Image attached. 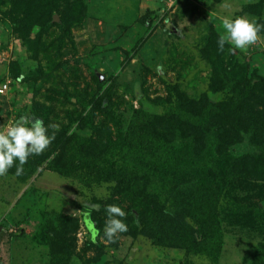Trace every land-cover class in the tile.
I'll return each instance as SVG.
<instances>
[{"label": "rangeland", "instance_id": "rangeland-1", "mask_svg": "<svg viewBox=\"0 0 264 264\" xmlns=\"http://www.w3.org/2000/svg\"><path fill=\"white\" fill-rule=\"evenodd\" d=\"M19 2L20 12L33 7L25 16L33 26L29 35L14 28L11 10ZM39 6L50 20L39 18ZM225 16L264 23V1L0 0V82L8 84L0 94V128L21 115L59 124L58 132L80 136L72 141L80 146L85 138L97 141L95 155L78 154L76 163L83 168L93 162L105 171L116 163L118 155L110 148L126 132L133 113L173 116L180 107L177 94L202 100L209 108L204 114L237 130L235 113L242 100L248 104L243 88L254 74L264 79V39L246 51L232 46L220 51L217 41ZM235 75L237 80L230 81ZM115 104L120 111L112 114ZM258 120L244 122L241 139L230 147L233 155L258 152L250 133L261 130L263 141L264 124L259 127ZM102 149L108 152L104 158L97 155ZM40 156L29 158L22 175L13 167L0 176V264H258V258L264 263V222L259 223L247 202L239 206L245 223L233 224L227 217L219 224L223 239L213 253L216 258L187 254L136 230L130 197L107 173L79 168L66 176L48 168L51 157L43 161ZM191 163L195 165L187 159ZM195 172L199 175L200 168ZM109 204L127 213L128 231L115 242L100 238ZM258 205L264 211V199ZM94 218L100 230L95 241L87 226ZM187 220L195 231L200 229Z\"/></svg>", "mask_w": 264, "mask_h": 264}, {"label": "trees", "instance_id": "trees-1", "mask_svg": "<svg viewBox=\"0 0 264 264\" xmlns=\"http://www.w3.org/2000/svg\"><path fill=\"white\" fill-rule=\"evenodd\" d=\"M22 6L19 2L13 7L11 18L16 33L27 32L29 35L33 26L26 22L25 16L33 7L29 4L25 6V11L20 12ZM38 9L39 18L45 21L51 19L43 12L45 9L42 6ZM27 47L31 49L29 45ZM34 52L37 53V50ZM252 76L255 79L251 77L243 88L250 96H245L248 104L242 100L240 103L243 106L237 109L234 116L237 130L227 129L225 122L216 115L204 114L206 104L202 100L189 101L184 94H177L176 102L180 107L174 109L173 116H156L143 110V115L136 111L133 113L126 132H122L110 148L118 157L107 171L103 167L97 169L93 162L83 167L91 172L93 169L102 170L108 178L116 181L119 188L126 190L130 197V219L139 222L136 230L147 233L158 245L169 244L184 248L187 254L194 251L195 254L216 258L213 253L218 252L223 239L219 227L222 220L229 217L233 224L245 223V215L239 206L249 203V209L253 215L256 213L259 223L264 222V211L258 205L264 199V139L260 142L261 130H249L254 143H257L258 152L236 156L230 151V147L241 139L240 131L245 121L253 118L259 119V127L264 124V79L255 74ZM220 79L223 82V78ZM236 80L237 75L230 81ZM259 104L263 105L262 110L257 109ZM114 107L112 114H117L120 109L117 104ZM248 109L250 114L240 116ZM66 132L65 129L58 132L53 149L39 159L45 161V158L51 157L48 168L68 176L82 166V163L80 166L76 163L78 154L95 155L93 143L97 141L85 138L80 146L78 142H72L76 140L73 138L80 136L75 134L74 137ZM106 153L102 149L97 155ZM187 159L193 160L195 165L191 163L188 166ZM179 163L182 164L179 166ZM199 168L198 175L195 171ZM27 169L25 166L24 172ZM240 192L244 194L240 195ZM221 208L225 215L220 212ZM246 212H249L248 209ZM187 219L197 223L200 229L195 231ZM95 220L87 222V226L94 225ZM98 222L94 225L96 228ZM205 225L212 228H204ZM261 253L264 254V247ZM260 259L258 264H264ZM185 264L192 262L187 260Z\"/></svg>", "mask_w": 264, "mask_h": 264}, {"label": "clouds", "instance_id": "clouds-1", "mask_svg": "<svg viewBox=\"0 0 264 264\" xmlns=\"http://www.w3.org/2000/svg\"><path fill=\"white\" fill-rule=\"evenodd\" d=\"M221 23L224 32L217 41L220 51H224L226 46L246 51L250 46L264 39V23L257 19L246 16H225L221 18ZM23 78L22 74L20 79ZM59 130V124L47 125L42 119L29 115H21L10 126L0 128V176L8 173L13 167L16 169V175H22L24 165L29 158L42 155L56 139ZM75 131L76 129L73 128L72 132ZM106 216L102 237L100 230L90 225L94 241L100 237L115 242L118 234L128 231V224L125 222L127 213L120 205L109 204L106 208Z\"/></svg>", "mask_w": 264, "mask_h": 264}, {"label": "built area", "instance_id": "built-area-1", "mask_svg": "<svg viewBox=\"0 0 264 264\" xmlns=\"http://www.w3.org/2000/svg\"><path fill=\"white\" fill-rule=\"evenodd\" d=\"M8 88V84L3 82L2 84H0V94H3L7 91Z\"/></svg>", "mask_w": 264, "mask_h": 264}]
</instances>
